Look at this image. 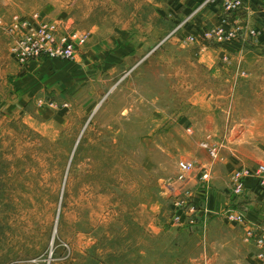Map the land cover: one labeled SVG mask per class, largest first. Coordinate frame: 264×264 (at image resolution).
<instances>
[{
  "label": "rangeland",
  "instance_id": "obj_1",
  "mask_svg": "<svg viewBox=\"0 0 264 264\" xmlns=\"http://www.w3.org/2000/svg\"><path fill=\"white\" fill-rule=\"evenodd\" d=\"M207 8L0 0V264H264L246 228L226 219L248 218L251 201L230 190L235 141L207 123L213 94L235 80L200 62L201 46L183 35ZM64 19L90 33L74 59L18 63V23ZM215 111L214 128L230 127ZM186 159L207 166L208 180L196 172L185 193L166 191Z\"/></svg>",
  "mask_w": 264,
  "mask_h": 264
},
{
  "label": "crops",
  "instance_id": "obj_2",
  "mask_svg": "<svg viewBox=\"0 0 264 264\" xmlns=\"http://www.w3.org/2000/svg\"><path fill=\"white\" fill-rule=\"evenodd\" d=\"M197 1L166 0V5L168 10L186 14L193 10ZM223 14L219 7H208L202 14L204 22L188 27L189 29L187 28L183 35L188 37L196 34L197 27L217 23ZM230 19L242 28L239 40L224 46L210 45L199 49L198 52L200 62L203 61L219 76H227L235 80L234 85L228 87L229 94H213L211 99L213 104L210 106L213 111L208 115V122H206L212 126L210 130H218L217 133L228 139L230 143L235 141L237 155L234 164H231L233 167L256 169L259 165H264V0H245V8L241 12L232 14ZM64 21L68 25L72 24L70 19H64ZM252 30L259 35L252 36L250 34ZM87 34L90 36V33ZM190 53L195 57V51ZM225 54L229 56V63L222 61ZM215 64H219V67H214ZM219 102L223 103L219 104ZM218 108L225 113L221 122L230 124V127L225 125L223 129L214 128L216 124H219L215 111ZM225 108L228 112H225ZM256 185L255 179H250L245 192L251 201L243 211L247 212V219L250 222L264 221V195H258ZM229 197L225 199L228 204L235 200ZM211 204L209 212L214 216L219 215L218 212H214L215 208L212 209L214 204L212 202Z\"/></svg>",
  "mask_w": 264,
  "mask_h": 264
},
{
  "label": "built area",
  "instance_id": "obj_3",
  "mask_svg": "<svg viewBox=\"0 0 264 264\" xmlns=\"http://www.w3.org/2000/svg\"><path fill=\"white\" fill-rule=\"evenodd\" d=\"M208 7H219L224 14L219 21L211 26L201 27L199 33L192 34L186 40L191 44H199L201 48H207L210 45H229L239 40L242 28L233 23L230 19L232 14L241 12L245 8V0H198L189 16H192L199 9ZM37 18V15L34 16ZM21 31V35L13 49L14 56L18 63H26L32 59L46 57L51 60H72L86 45L88 34L79 32L70 25L60 22H44L30 23L29 21H21L17 24ZM21 26V27H20ZM252 36H258L259 33L252 30ZM224 63H229L230 59L227 54L222 58ZM209 140L210 137H207ZM201 147L206 149L214 159L218 157V149L211 142L201 143ZM213 159V160H214ZM179 174L174 178L168 179L164 183L166 191L173 192L175 190L184 192L192 181V177L196 172H203L202 180H208L210 172L207 166L199 164L196 161L186 159L178 162ZM257 182L256 189L258 195H264V165H259L256 169H236L230 176V190L235 196H244L246 192L247 182L250 179ZM190 194H186L189 198ZM182 194L176 196V200L181 202L180 205H186L187 211L194 213V206H189L185 200H180ZM182 210V209H181ZM183 211V210H182ZM184 211L181 215L183 218L187 215ZM226 219L230 223L245 227V233L242 240L244 243L255 245L259 248L260 253L258 259H264V222H258L256 225H249L246 216L240 211L228 210ZM194 223V220H191ZM17 264V263H12Z\"/></svg>",
  "mask_w": 264,
  "mask_h": 264
},
{
  "label": "trees",
  "instance_id": "obj_4",
  "mask_svg": "<svg viewBox=\"0 0 264 264\" xmlns=\"http://www.w3.org/2000/svg\"><path fill=\"white\" fill-rule=\"evenodd\" d=\"M209 206H210V208L212 207V204H211V202H210Z\"/></svg>",
  "mask_w": 264,
  "mask_h": 264
}]
</instances>
